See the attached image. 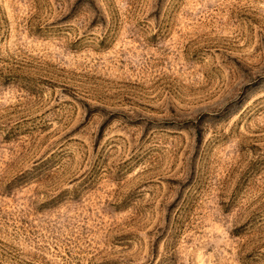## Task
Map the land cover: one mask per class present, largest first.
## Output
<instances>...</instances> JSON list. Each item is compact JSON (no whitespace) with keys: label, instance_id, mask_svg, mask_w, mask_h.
Here are the masks:
<instances>
[{"label":"rangeland","instance_id":"rangeland-1","mask_svg":"<svg viewBox=\"0 0 264 264\" xmlns=\"http://www.w3.org/2000/svg\"><path fill=\"white\" fill-rule=\"evenodd\" d=\"M0 264H264V0H0Z\"/></svg>","mask_w":264,"mask_h":264}]
</instances>
